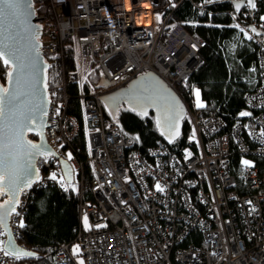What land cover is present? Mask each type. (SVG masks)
Returning a JSON list of instances; mask_svg holds the SVG:
<instances>
[{"label":"built area","instance_id":"obj_1","mask_svg":"<svg viewBox=\"0 0 264 264\" xmlns=\"http://www.w3.org/2000/svg\"><path fill=\"white\" fill-rule=\"evenodd\" d=\"M32 1L41 24L40 54L56 68L44 133L71 166L73 181H66L59 157H37L39 178L20 193V215L9 220L16 243L35 251L20 241L19 227L31 191L62 181L79 198V218L74 238L52 252L53 264H264V38L246 31L258 45L260 81L245 94L255 113L247 124L239 120L227 130L223 119L204 115L177 89L202 65L206 45L203 37L173 19L183 0ZM145 2L152 7L144 9ZM156 13L161 15L158 22ZM147 71L158 74L186 105L191 133L179 150L159 138L141 151L107 115L102 93ZM102 76L112 81L109 88L98 87ZM72 99L88 125L84 159L75 142L80 118L70 111ZM26 137L38 141L34 132ZM235 146L246 155L243 161L254 165L242 164V192L231 170ZM52 173L56 181L49 179ZM157 183L163 192L156 190ZM190 191L205 212L192 205ZM6 240L7 234L0 235V241ZM0 264L34 263L0 253Z\"/></svg>","mask_w":264,"mask_h":264},{"label":"trees","instance_id":"obj_2","mask_svg":"<svg viewBox=\"0 0 264 264\" xmlns=\"http://www.w3.org/2000/svg\"><path fill=\"white\" fill-rule=\"evenodd\" d=\"M253 9L245 3L239 12L234 8L232 0H183L173 13V19L182 23L187 31L196 33L205 40L201 54L202 65L192 76L178 86L181 96L186 95L189 101H194V89L199 88L205 104L200 108L206 116H217L225 121L228 130L235 122L245 121L248 117L240 116L241 112L255 111L247 106L245 94L259 84L258 45L252 39L248 40L236 21L246 27L252 25L264 32V0H256ZM235 15V19L233 17ZM259 38H264L258 35ZM100 74H97V78ZM0 82L6 84V73L0 66ZM56 83V68L52 62L47 70V89ZM72 91V89H71ZM70 111L80 118V128L76 144L81 148V157L87 155L86 132L88 125L82 119V113L75 99L71 100ZM76 103V107L73 105ZM117 126L121 133L133 137L135 147L146 151L154 142L162 138L156 128L152 114L141 116L122 105L117 112ZM191 133L187 120H184L183 134L170 146L179 150ZM231 170L238 176V188L245 184L242 171L243 157L237 147L231 148ZM87 183L90 174H87ZM65 187L67 191H65ZM242 192V191H241ZM4 196L0 197L3 200ZM78 196L70 186L49 184L32 189L31 201L24 214L21 242L35 246L37 256L31 257L34 264H52L50 255L56 246L74 238L75 227L79 218Z\"/></svg>","mask_w":264,"mask_h":264},{"label":"snow or ice","instance_id":"obj_3","mask_svg":"<svg viewBox=\"0 0 264 264\" xmlns=\"http://www.w3.org/2000/svg\"><path fill=\"white\" fill-rule=\"evenodd\" d=\"M129 0H126V3ZM213 0H205V3H211ZM247 5L253 9L256 8V0H247ZM175 7V4L171 5ZM152 7V4L145 2L144 9ZM241 5L236 4V10L239 11ZM131 10V9H129ZM34 15L33 5L29 0H0V66L6 73V83L0 84V196L7 195L8 199L0 203V228L7 227V220L12 215L17 216V206L20 205V193L31 187L38 180V169L31 163L37 156L47 158L53 155L46 151L42 145L33 143L25 138L27 132H35L37 136L42 137V132L35 127L37 123L39 128L44 127L43 117L47 115L46 98L42 95L37 99L41 84L47 87L46 81L41 76V64L39 47L37 45L38 37L36 31L38 26L31 24L30 17ZM155 21L161 20L159 13L154 14ZM260 19L264 21V16ZM245 34L248 40L253 37L248 35L239 24L235 25ZM256 35H260L255 28L251 29ZM195 47V45L193 46ZM48 65H44L47 68ZM195 107L204 108L205 104L200 101V91H195ZM142 108L138 114L146 115L147 107L156 106V99L150 95H143L134 98ZM171 115L167 117L169 142H173L179 136L178 119L179 114L175 112V103L169 102ZM135 111L136 108L130 109ZM57 114L59 111L57 110ZM250 112H241L240 116L248 117ZM159 123V122H158ZM164 134V133H162ZM195 133L193 132V136ZM264 137V131L260 133ZM187 155H191L188 153ZM71 158V153H68ZM243 164L247 168L254 167L251 161L244 160ZM49 179L56 181L57 175L52 173ZM62 187L64 186L63 182ZM159 192L164 188L159 183L155 185ZM65 191L67 188L65 187ZM251 204V201L248 202ZM254 211V209H253ZM84 226L89 229L87 216L84 217ZM20 228H24L23 221L19 223ZM103 227V225H97ZM0 231V235H6ZM74 254L79 252V246L73 249ZM0 253L6 257L15 260H21L25 257H33L35 253L14 246L11 238L5 244L0 241ZM83 264V261L80 262Z\"/></svg>","mask_w":264,"mask_h":264},{"label":"water","instance_id":"obj_4","mask_svg":"<svg viewBox=\"0 0 264 264\" xmlns=\"http://www.w3.org/2000/svg\"><path fill=\"white\" fill-rule=\"evenodd\" d=\"M29 2L33 5L32 0H29ZM232 2L234 5V8L236 10V4L237 3H239L242 7L245 3H247V0H232ZM239 11H237V12H239ZM33 12H34V15H32L30 17V20H31V24L33 26H38V30L36 31V35L38 37L37 45L39 47V53H40L42 51V49L40 48L41 41L39 39L40 38V32H41V30H39V28H41V24L37 22V19H40V18H36L37 14H36V10H35L34 6H33ZM41 18H43V17H41ZM252 28H255L256 31L259 32L260 35L264 37V32H260L256 26L252 25L251 29ZM40 60L42 61L41 76L47 82V70L49 68V63L45 60V58L41 54H40ZM44 65H48V67L44 68ZM0 84H2V83L0 82ZM111 85H112V81L107 80V78L104 76H102L100 78V80L98 81V87H100V88H109ZM5 86H7V83L5 84ZM41 95L44 98H46V101H47L46 108H47V112H48V107H49V103H50L49 91H48L47 87L46 88L44 87L43 84H41V86H40L37 99H39V97ZM143 95L152 96L154 99H156L157 103H156V106L147 107V114L141 115V116H147L149 114L153 115L156 128L158 129L159 133L162 135L163 139L167 143H170L169 142V135H168L169 129H168V123H167V117L169 115H171V112L169 111V109H170L169 102L175 103V112L178 113L179 117H180L178 119V127H179L178 138H179L183 134L184 120H185V116H186V105L183 102V100L181 99V97L179 96V94L174 89H172L170 86H168L165 83V81H163V79L158 74H156L155 72L147 71V72L141 73V74L133 77L132 79H130L127 82V84H125V85H122V86L114 88V89L106 90L104 93H102L101 99H102L103 104L105 106V109L107 111V115L109 116V118H111L112 120L115 121L117 119V112L122 105H125L129 109L135 107L136 110L134 112H136L137 114L140 113L142 111V108L139 106V104L137 103V100L134 98H139ZM46 118H47V116L43 117L44 127L42 129L39 128L38 123L35 126L37 128V130L42 132V137L39 136L38 142L30 140L26 136H25V138L27 140L32 141L33 143L42 145L46 151H50L53 155L59 157V155L54 151V149L47 142V139H46V136L44 133L45 127H46ZM49 124L50 123L47 122V125H49ZM162 133H164V134H162ZM26 135H27V133H26ZM178 138H176L175 140H177ZM173 142H171V143H173ZM37 157L31 161V163L34 165V167L36 169H37V167L35 165V162L37 160ZM59 160H60V164L62 166V170H63L64 175H65L66 181L67 182L73 181L72 168L69 165V163L66 160H64L62 157H59ZM7 199H8V197H7V195H5V198L2 201H0V203H4ZM9 220H10V217L8 218V220L6 222L7 227L3 228L7 233V240H6L5 244H7V242L11 238L15 247L20 248V249H24V248L20 247L16 243V241L14 240V236H12L13 233H11V227L9 226V223H8ZM24 250H26V249H24ZM32 252L35 253V256L38 255V253L36 251H32ZM35 256H33V257H35Z\"/></svg>","mask_w":264,"mask_h":264},{"label":"bare ground","instance_id":"obj_5","mask_svg":"<svg viewBox=\"0 0 264 264\" xmlns=\"http://www.w3.org/2000/svg\"><path fill=\"white\" fill-rule=\"evenodd\" d=\"M181 23V22H180ZM236 23L237 24H239V25H242L241 24V22H239V21H236ZM181 26L185 29V27L181 24ZM243 26V25H242ZM251 28V27H250ZM186 30V29H185ZM248 31V30H247ZM256 34V33H255ZM253 89V88H252ZM252 89H250V90H252ZM249 90V91H250ZM46 120H47V118H46ZM185 120H187L186 119V116H185ZM241 122H243V124H247L245 121H249V118H247L245 121H242V120H240ZM45 132V131H44ZM28 133V132H27ZM35 133V132H34ZM182 136V135H181ZM180 136V137H181ZM179 137V138H180ZM178 138V139H179ZM38 140H39V136H38ZM176 141V140H175ZM174 141V142H175ZM38 142V141H37ZM238 149V148H237ZM240 153V152H239ZM241 154V153H240ZM242 155V157L244 158V156H246L245 154H241ZM244 155V156H243ZM55 156V155H54ZM32 185H34V184H32ZM31 185V186H32ZM35 187H37V186H35ZM32 192V191H31ZM20 196V195H19ZM189 197H190V199H191V202H192V205L197 209V210H199L200 212H205L206 210H207V208H204L203 207V205H202V203L200 202V200L195 196V191H190L189 192ZM4 198H5V196H4ZM9 223V222H8ZM3 229V228H2ZM4 230V229H3ZM5 231V230H4ZM6 232V231H5ZM29 258H31V257H29ZM50 261H51V263L53 264V262H52V255H50Z\"/></svg>","mask_w":264,"mask_h":264},{"label":"rangeland","instance_id":"obj_6","mask_svg":"<svg viewBox=\"0 0 264 264\" xmlns=\"http://www.w3.org/2000/svg\"><path fill=\"white\" fill-rule=\"evenodd\" d=\"M263 16H264V15H263ZM250 30H251V28H250ZM258 69H259V57H258ZM259 75H260V69H259ZM256 86H257V85H256ZM256 86H255V87H256ZM255 87H254V88H255ZM197 89L200 91V89L197 88V87H196V89H194V101H195V103H196L195 91H196ZM200 101H201L202 103H204L203 100H202V98H201V93H200Z\"/></svg>","mask_w":264,"mask_h":264},{"label":"flooded vegetation","instance_id":"obj_7","mask_svg":"<svg viewBox=\"0 0 264 264\" xmlns=\"http://www.w3.org/2000/svg\"><path fill=\"white\" fill-rule=\"evenodd\" d=\"M0 201H2V200H0Z\"/></svg>","mask_w":264,"mask_h":264}]
</instances>
